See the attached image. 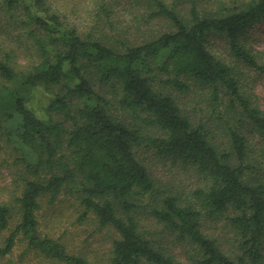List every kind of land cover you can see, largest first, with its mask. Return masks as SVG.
<instances>
[{
  "label": "trees",
  "instance_id": "16d2710c",
  "mask_svg": "<svg viewBox=\"0 0 264 264\" xmlns=\"http://www.w3.org/2000/svg\"><path fill=\"white\" fill-rule=\"evenodd\" d=\"M262 25L264 0H0V142L22 170L18 195L0 201V256L22 240L87 264L38 230L40 199L63 194L117 234L109 264H181L144 234L141 209L188 244L190 264H260L264 111L245 72L264 73L249 42ZM196 88L215 121L180 106ZM142 149L202 184L188 197L158 188Z\"/></svg>",
  "mask_w": 264,
  "mask_h": 264
},
{
  "label": "rangeland",
  "instance_id": "374dc122",
  "mask_svg": "<svg viewBox=\"0 0 264 264\" xmlns=\"http://www.w3.org/2000/svg\"><path fill=\"white\" fill-rule=\"evenodd\" d=\"M75 11L85 12L82 4ZM258 34L255 41L250 37V46L256 51H262L261 60L264 63V25L250 31ZM251 34V35H252ZM215 49L226 53L227 45L218 37L210 39ZM245 90L250 94V98L258 104L264 111V73L255 69H246ZM200 88H196L190 94L180 97L179 104L183 111L187 113L194 122H212L216 120V113L211 111L207 103L199 100ZM206 92V91H205ZM37 103L43 101L40 95ZM224 105L219 107L222 111ZM0 201L12 200L18 195L20 177L22 176L19 163L13 162L14 153L11 148L2 147L4 141L0 142ZM147 167L151 175L157 180L158 188H165L169 191H180L188 197L192 191L202 184V178L194 169L184 165L180 161H173L164 157H157L152 151L142 149L138 154ZM48 196L40 199V209L37 212L38 230L43 236L57 239L63 243L67 251L74 256L86 260L87 264H109L112 242L117 238V234L112 228L101 227L92 215L81 217V208L78 203L69 197L60 194L50 204ZM138 218L141 228L147 238L155 240L160 246L167 248L175 259L181 264H190L185 257V250L188 247L186 242L175 239L176 235L168 232L161 224H158L144 210H139ZM218 233L217 231H214ZM6 232H0V246L3 245ZM264 256V249H263ZM0 264H64L49 261L36 254L32 250L26 249V243L18 240L12 251L0 256ZM260 264H264V258Z\"/></svg>",
  "mask_w": 264,
  "mask_h": 264
}]
</instances>
